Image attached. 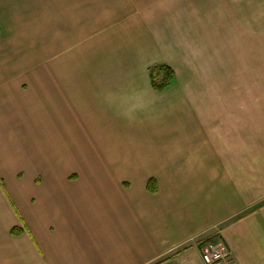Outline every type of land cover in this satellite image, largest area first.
Returning <instances> with one entry per match:
<instances>
[{
	"label": "crops",
	"instance_id": "1",
	"mask_svg": "<svg viewBox=\"0 0 264 264\" xmlns=\"http://www.w3.org/2000/svg\"><path fill=\"white\" fill-rule=\"evenodd\" d=\"M259 28L264 0H0V264H206L214 235L264 264Z\"/></svg>",
	"mask_w": 264,
	"mask_h": 264
},
{
	"label": "built area",
	"instance_id": "2",
	"mask_svg": "<svg viewBox=\"0 0 264 264\" xmlns=\"http://www.w3.org/2000/svg\"><path fill=\"white\" fill-rule=\"evenodd\" d=\"M200 244L201 256L206 264H238L231 250L218 235Z\"/></svg>",
	"mask_w": 264,
	"mask_h": 264
},
{
	"label": "trees",
	"instance_id": "3",
	"mask_svg": "<svg viewBox=\"0 0 264 264\" xmlns=\"http://www.w3.org/2000/svg\"><path fill=\"white\" fill-rule=\"evenodd\" d=\"M149 74L153 88L158 91L166 90L175 82V71L166 64H157L151 66L149 68ZM0 185L4 190V184L1 179ZM12 231L13 234H19L18 229H13Z\"/></svg>",
	"mask_w": 264,
	"mask_h": 264
},
{
	"label": "rangeland",
	"instance_id": "4",
	"mask_svg": "<svg viewBox=\"0 0 264 264\" xmlns=\"http://www.w3.org/2000/svg\"><path fill=\"white\" fill-rule=\"evenodd\" d=\"M258 26H260L259 22H258ZM258 44H259V46H258L259 51L257 53V56H258L257 60H258V64H259L258 73H259V76H264V46H263L264 45V30L260 29V28L258 29ZM249 54H250L249 51L242 53L244 60H247V62L249 61ZM230 60H231V62H233V54H231ZM230 67H231V64H230ZM230 67L226 68V75L227 76L232 75V70L229 69ZM200 72H201V69L198 72H196L195 75H197L198 77H201V76L206 77V76L211 75V71H209L208 74L206 73V75H203ZM259 76H258V78H260ZM261 78H264V77H261ZM259 81H261V79H259ZM258 88L260 89V91H264V86L258 85Z\"/></svg>",
	"mask_w": 264,
	"mask_h": 264
}]
</instances>
